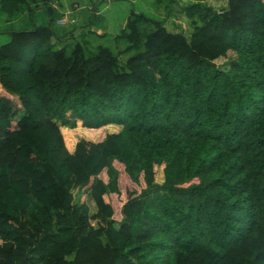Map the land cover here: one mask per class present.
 Segmentation results:
<instances>
[{
    "label": "trees",
    "instance_id": "trees-1",
    "mask_svg": "<svg viewBox=\"0 0 264 264\" xmlns=\"http://www.w3.org/2000/svg\"><path fill=\"white\" fill-rule=\"evenodd\" d=\"M55 11L0 47V264H264V0L189 3L188 32L132 11L125 67L55 48Z\"/></svg>",
    "mask_w": 264,
    "mask_h": 264
},
{
    "label": "rangeland",
    "instance_id": "rangeland-1",
    "mask_svg": "<svg viewBox=\"0 0 264 264\" xmlns=\"http://www.w3.org/2000/svg\"><path fill=\"white\" fill-rule=\"evenodd\" d=\"M195 1H202L208 6L215 8L217 11H223L227 7V0H38L34 5L32 13L18 9L13 15H8L4 11H0V47L10 41L11 34L18 31H28L34 26H47L49 22L48 8H56L52 16L53 23L51 29L54 31L55 48L66 46L70 51L75 44H80L84 47L87 56L93 55L99 47L109 49L117 58L119 67H125V61L137 51L124 52L127 43L124 40L116 39L120 30L130 13H143L149 18L164 21V25L170 32L178 30L177 26L181 25L186 32L189 31V25L184 18L177 11L183 6ZM99 13L98 15L96 13ZM66 19L67 23L60 25L58 22ZM73 20V22H71ZM146 29V30H145ZM149 27H144V33L149 31ZM104 32L106 36L100 37L96 32ZM143 33V34H144ZM236 58L233 51H228L225 57L217 58L214 63L220 69H228L230 60ZM120 130L119 126L109 125L97 132L93 131H74L65 132L63 130V137L66 147L72 151L76 139L84 138L91 141L99 140L98 135L105 133L117 132ZM88 132V133H87ZM69 135V136H68ZM160 168L155 167V182L161 183L162 176L159 171ZM105 179V174L100 175ZM143 187V184L141 185ZM86 192V191H85ZM82 192V193H85ZM124 193L120 195H110L108 200L113 207L114 213L112 219L117 223L121 215L120 209L123 204ZM89 208L90 213L95 212L93 202L87 197L84 199Z\"/></svg>",
    "mask_w": 264,
    "mask_h": 264
},
{
    "label": "built area",
    "instance_id": "built-area-1",
    "mask_svg": "<svg viewBox=\"0 0 264 264\" xmlns=\"http://www.w3.org/2000/svg\"><path fill=\"white\" fill-rule=\"evenodd\" d=\"M71 22H73V20H71ZM60 25H64L67 23V20L62 19L61 21L58 22Z\"/></svg>",
    "mask_w": 264,
    "mask_h": 264
},
{
    "label": "crops",
    "instance_id": "crops-1",
    "mask_svg": "<svg viewBox=\"0 0 264 264\" xmlns=\"http://www.w3.org/2000/svg\"><path fill=\"white\" fill-rule=\"evenodd\" d=\"M96 14L98 15L99 13L97 12ZM95 32H96V31H95ZM99 33H101V34H105L104 32H101V31H100Z\"/></svg>",
    "mask_w": 264,
    "mask_h": 264
}]
</instances>
